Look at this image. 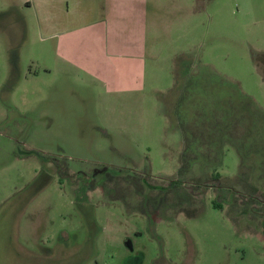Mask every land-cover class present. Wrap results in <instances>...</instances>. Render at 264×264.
<instances>
[{
    "label": "rangeland",
    "instance_id": "1",
    "mask_svg": "<svg viewBox=\"0 0 264 264\" xmlns=\"http://www.w3.org/2000/svg\"><path fill=\"white\" fill-rule=\"evenodd\" d=\"M10 1L0 264H264V0H152L120 94L63 72L37 2Z\"/></svg>",
    "mask_w": 264,
    "mask_h": 264
},
{
    "label": "crops",
    "instance_id": "2",
    "mask_svg": "<svg viewBox=\"0 0 264 264\" xmlns=\"http://www.w3.org/2000/svg\"><path fill=\"white\" fill-rule=\"evenodd\" d=\"M10 4V0H8ZM29 4L28 0H19ZM152 0H35L43 41L63 72L102 81L112 94L142 87Z\"/></svg>",
    "mask_w": 264,
    "mask_h": 264
},
{
    "label": "trees",
    "instance_id": "3",
    "mask_svg": "<svg viewBox=\"0 0 264 264\" xmlns=\"http://www.w3.org/2000/svg\"><path fill=\"white\" fill-rule=\"evenodd\" d=\"M219 177H220V174L216 173V174H214V175L212 176V179H219ZM177 182H178V181H176V180L174 181V180H173L171 183H174V184H175V183H177Z\"/></svg>",
    "mask_w": 264,
    "mask_h": 264
}]
</instances>
